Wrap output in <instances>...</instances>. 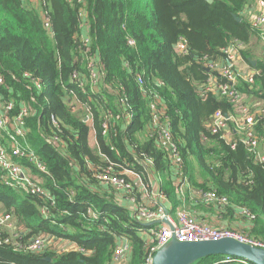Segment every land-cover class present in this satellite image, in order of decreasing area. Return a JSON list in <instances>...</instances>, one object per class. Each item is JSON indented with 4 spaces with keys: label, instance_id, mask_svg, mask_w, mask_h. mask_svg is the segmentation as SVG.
<instances>
[{
    "label": "trees",
    "instance_id": "1",
    "mask_svg": "<svg viewBox=\"0 0 264 264\" xmlns=\"http://www.w3.org/2000/svg\"><path fill=\"white\" fill-rule=\"evenodd\" d=\"M256 1L213 0L208 4L204 0H84L78 5L66 0H44L50 21L47 31L42 27L40 7L33 0H0V72L5 79L2 94L6 101L20 95L28 102L32 93L40 105L34 106L36 115L26 119V142L47 167L48 176L33 173L54 200L50 205L38 196L0 184V209L12 216L13 227L21 232L17 240L22 243L43 234L83 249L34 254L1 244L0 264H112L111 255L119 237L126 238L131 248L125 264H145L140 231L148 227L133 217L131 209L118 204L113 190L93 178L94 171L88 163H106L89 148L87 125L63 103L67 90L79 91L71 79L72 72L83 70L86 64L76 48L81 34L80 9L84 11L90 48L99 54L105 73L104 84L90 94L102 154L120 164L119 158H124L125 165L140 173L144 182H148L150 171L158 177V191L169 204L172 217L179 208L188 209L190 192H215L227 198L229 204L253 215L252 228L246 234L264 243V159L259 160L258 150L250 153L236 136L232 143H226L219 135H211L206 122L216 111L229 114L231 105L223 97H201L197 92L211 74L221 80L217 71L206 72L204 62L220 60L221 50L237 42L244 46L238 53L239 61L255 73L252 85L239 81L237 88L245 97L264 103V58L259 59L251 50L253 42L264 49V41L246 19ZM180 38L187 53L176 50ZM129 39L134 41V48L127 45ZM24 73L39 79V91L25 89L28 82ZM138 77L166 104L170 131L190 189H184L180 197L175 192L165 150L145 135L150 116L147 100L138 89ZM111 93L119 99L126 98L131 121L129 125L118 122L116 136L101 138L102 112L106 108L118 112L116 97ZM51 115L58 121L55 130L49 125ZM229 128L233 130V124L229 123ZM255 129L264 146V121ZM54 133L64 144L65 156L41 137ZM112 146L118 150L119 158L110 151ZM144 158L151 161V166L141 164ZM140 198L136 192L137 203ZM44 204L49 210L47 217L41 214ZM201 204L211 207L202 201ZM226 259L227 256L213 255L193 264H252L240 258L231 257L229 262Z\"/></svg>",
    "mask_w": 264,
    "mask_h": 264
},
{
    "label": "built area",
    "instance_id": "2",
    "mask_svg": "<svg viewBox=\"0 0 264 264\" xmlns=\"http://www.w3.org/2000/svg\"><path fill=\"white\" fill-rule=\"evenodd\" d=\"M22 2L24 0H21ZM40 7V17L42 27L50 31V21L46 10L44 9V0H33ZM68 3L83 4L84 0H66ZM258 12L256 14L251 11L249 23L257 30L259 37L264 41V2L256 1ZM81 14V34L76 42V48L83 56L86 64L83 65V70L75 69L71 74V79L75 83L78 92L67 90L63 98V103L68 111L79 117L88 128V140L93 138L92 146H95L106 164L96 165L92 168L93 178L101 185L106 186L114 191L116 195H121L122 198L118 202L128 200L134 205L132 210L133 217L141 224L147 226V229L140 231V236L145 244L146 259L145 264H152L154 255L162 248L167 246L171 240L179 243H192L200 241H216L221 239H232L239 243L247 244L264 250V243L254 240L247 236L245 232L230 229L212 227L202 221L196 220L190 212L184 208H179L172 217L165 208L164 202L166 199L157 192L154 193V199H150L148 183L144 182L140 173L125 165V159H120V154L113 146L110 151L121 161L116 163L102 154V151L97 143V129L95 127L94 108L91 105L92 97L99 91V88L104 84L105 73L104 67L100 60L99 54L93 52L90 48V38L82 32L86 26L84 11L80 9ZM80 42V43H78ZM127 45L130 48L135 47L133 40H127ZM244 46L241 43L233 42L221 50L222 58L215 62H204L203 67L208 73L218 72V76L210 75L205 84L197 87V92L201 97L211 94L217 97L225 98L231 105V112L227 115L216 111L211 115L206 122V128L211 135H219L226 143H232L233 138L228 136L227 130L229 123L233 124L232 132L236 134L238 141L243 144L250 153L255 154L258 150L259 137L255 127L260 121H264V106L261 108L251 109L247 97L237 88V83L243 81L248 85L253 84V76L255 73L242 74L236 69V61L238 53ZM178 53H187L186 45L182 38L176 44ZM16 82H19L14 76ZM23 78L27 80L25 89L31 91L33 88L40 90L41 84L39 79L32 77L29 73H24ZM138 89L140 94L146 99V108L149 112V121L147 126V135L153 138L157 146L165 150L167 158L171 163L172 178L175 184V192L178 197L183 194V190L190 191L185 178L183 177V163L180 157V152L176 142L174 141L169 120L166 115V104L161 99L160 95L153 89L143 85V80L138 77ZM4 75L0 72V184L11 188L15 192H25L30 195L38 196L40 199L47 200L50 205L54 203L53 197L42 187V182L39 177L34 174L49 175L47 167L35 154L26 142V134L28 133L26 119L36 115L34 106L40 105L36 97L31 93L28 102H24L20 95L17 98L12 97L10 100H4L2 90L4 88ZM157 87L161 84H157ZM87 96L86 99L80 97ZM112 94V93H111ZM113 95V94H112ZM114 96V95H113ZM116 97V96H114ZM116 106L118 112L115 113L112 109L106 108L100 117L99 129L100 137L109 136L110 132H115L117 123L122 121L124 125H129L131 121V112L128 111L126 98L119 99L116 97ZM49 125L55 130L58 128L57 119L51 115ZM53 130V131H54ZM56 133V131H55ZM45 136L41 135L43 141L55 149L59 154L65 156V147L62 141L56 134ZM232 145V144H231ZM90 146V145H89ZM233 147V145H232ZM129 153L130 150L128 151ZM259 160H263L259 158ZM141 164L145 167L151 166V161L144 158ZM136 192L141 194L140 203L135 201ZM200 200L207 206L218 209L227 208L229 206L227 198L218 196L215 192H197ZM142 196H145L142 199ZM167 211V214H166ZM90 213V211L88 212ZM41 214L45 217L49 216L47 205L41 208ZM237 216L253 220L246 209L240 208ZM20 231H16L13 227L12 216L0 210V245H12L14 250L27 251L30 253H42L46 250H54L59 252H69L70 248L52 246L54 242H64L65 240H56L49 235H40L30 240L27 243L20 242ZM68 246L74 244H67ZM76 251L82 252L83 249L76 247ZM129 241L124 237H119L115 241V247L112 252V264H125L130 255ZM226 262L232 261L231 257H227Z\"/></svg>",
    "mask_w": 264,
    "mask_h": 264
},
{
    "label": "crops",
    "instance_id": "3",
    "mask_svg": "<svg viewBox=\"0 0 264 264\" xmlns=\"http://www.w3.org/2000/svg\"><path fill=\"white\" fill-rule=\"evenodd\" d=\"M35 5H36V2H35ZM255 7H256V5H255ZM87 28L88 27L85 26L82 29V32L85 35H88L87 34ZM236 63H237V67L241 68L242 70L243 69L249 70V73H251L253 71L252 68L250 69V67L247 64H244L243 62L239 61V59L236 61ZM247 99L251 100L252 98L248 97ZM254 103H258L259 105H264V103L258 102L255 100H254ZM114 129H115V132L111 131L110 134H114V136H116L118 129L116 127ZM227 132H228V136L230 138H233L234 136H236V134H233L232 130L230 131V129H228ZM146 134H147V128H146L145 135ZM259 145H258L259 158L264 159L263 158V156H264V154H263L264 153L263 143L260 144V142H259ZM88 146L95 155H98L99 158L102 159L97 148L95 146L91 145L90 138L88 140ZM127 148L130 149V146H128ZM130 152L132 153V150H130ZM260 161L262 162L263 160H260ZM88 166L92 167L93 164L88 163ZM193 169H194V166H193ZM147 176H148L147 187L149 188L150 199L153 200L154 199V196H153L154 193L157 192V190L159 189V178L156 177L151 171L148 172ZM183 177H184V174H183ZM172 181L174 183L173 178H172ZM185 181L187 183L186 178H185ZM189 194H190L189 202L191 204H190V206H187L188 209H186V210H188V212H190V214L196 220L202 221V222H204V223H206L212 227L230 228V229L239 230V231H242L245 233H248L249 230L252 228V221H250L246 218H243V217L240 218L239 216H237V213H238L239 209L241 208L240 206H236V205H233L232 203H230L227 208H223V209H218L215 207H205L204 205L201 204V200H200L201 198L196 192H190ZM114 197H115L116 201L120 199L119 195L115 194ZM144 198H145V196H142V199H144ZM228 203H229V201H228ZM118 204L121 206L123 205V206L127 207V209H129V210L134 209V205L132 203H130L128 200H126V201L123 200V201L119 202ZM164 206H165V208L169 209V204H167V202H164ZM69 248H70V251H74L76 248V245H71Z\"/></svg>",
    "mask_w": 264,
    "mask_h": 264
},
{
    "label": "water",
    "instance_id": "4",
    "mask_svg": "<svg viewBox=\"0 0 264 264\" xmlns=\"http://www.w3.org/2000/svg\"><path fill=\"white\" fill-rule=\"evenodd\" d=\"M204 1L208 4L213 2V0ZM233 17L237 22H240V18ZM251 64L254 66L255 62L251 61ZM213 255L240 258L252 264H264L263 249L239 243L232 239L192 243H179L171 240L167 246L154 255L152 264H193L200 259ZM45 260L49 262L48 258Z\"/></svg>",
    "mask_w": 264,
    "mask_h": 264
},
{
    "label": "rangeland",
    "instance_id": "5",
    "mask_svg": "<svg viewBox=\"0 0 264 264\" xmlns=\"http://www.w3.org/2000/svg\"><path fill=\"white\" fill-rule=\"evenodd\" d=\"M253 9H254L253 13L256 14L258 12V8L254 6ZM249 18L250 17L248 16L246 19L249 21ZM251 50L256 54V56L259 59L260 58L261 59L264 58V49H263V45L262 44H259L258 42H253L252 45H251ZM236 69L242 74H249V70H246V69L242 70L241 68H238L237 67V63H236ZM248 102L249 103H246V104L249 105V107L251 109L261 108L260 106H264V105H259L258 103H254V99L248 100ZM90 142H91V144H93V138L92 137L90 138ZM119 196H120V198H122L121 195H119ZM52 246L55 247V248H60V247H65L66 246L67 249L70 247V246H68L66 243H64L62 241L59 242V243L58 242H54L52 244Z\"/></svg>",
    "mask_w": 264,
    "mask_h": 264
}]
</instances>
